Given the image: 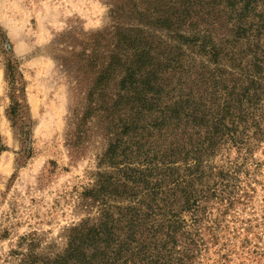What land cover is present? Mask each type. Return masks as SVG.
Wrapping results in <instances>:
<instances>
[{
    "label": "trees",
    "instance_id": "1",
    "mask_svg": "<svg viewBox=\"0 0 264 264\" xmlns=\"http://www.w3.org/2000/svg\"><path fill=\"white\" fill-rule=\"evenodd\" d=\"M132 5L146 22L118 27L88 92L107 112L111 136L97 163L104 167L75 189L89 216L67 228L63 250L28 248L14 264H231L237 254L236 264H250L264 256L246 236L237 253L234 240L264 232V206L260 216L253 207L264 173L255 155L264 154V0ZM6 69L24 92L16 63ZM170 69H179L174 85ZM109 81L117 88L110 101ZM22 102L17 96L9 114L22 115ZM21 132L27 157V124Z\"/></svg>",
    "mask_w": 264,
    "mask_h": 264
},
{
    "label": "rangeland",
    "instance_id": "2",
    "mask_svg": "<svg viewBox=\"0 0 264 264\" xmlns=\"http://www.w3.org/2000/svg\"><path fill=\"white\" fill-rule=\"evenodd\" d=\"M132 3L0 0V136L5 146L0 152V264L16 263L28 248L45 256L63 250L67 228L89 216L75 189L89 185L93 173L104 167L97 163L111 136L107 112L93 108L88 92L107 50L113 49L118 27L146 22ZM8 61L16 63L24 92L15 91ZM178 70L166 72L171 85ZM104 87L110 101L117 88L112 81ZM17 96L25 105L24 119L9 114ZM24 124L31 148L27 157ZM255 155L264 159L260 151ZM257 179L254 216L264 206V173ZM247 211L241 216L248 217ZM240 233L234 239L237 253L244 236L251 240L248 247H264L258 238H264L262 227ZM236 256L231 264L238 262ZM250 264H264V256Z\"/></svg>",
    "mask_w": 264,
    "mask_h": 264
}]
</instances>
